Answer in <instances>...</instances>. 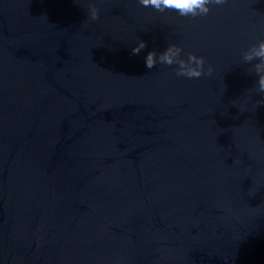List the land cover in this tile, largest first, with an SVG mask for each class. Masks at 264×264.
<instances>
[{
    "label": "water",
    "instance_id": "water-1",
    "mask_svg": "<svg viewBox=\"0 0 264 264\" xmlns=\"http://www.w3.org/2000/svg\"><path fill=\"white\" fill-rule=\"evenodd\" d=\"M209 8L0 0V264H264V0Z\"/></svg>",
    "mask_w": 264,
    "mask_h": 264
},
{
    "label": "clouds",
    "instance_id": "clouds-1",
    "mask_svg": "<svg viewBox=\"0 0 264 264\" xmlns=\"http://www.w3.org/2000/svg\"><path fill=\"white\" fill-rule=\"evenodd\" d=\"M228 0H139V3L144 7L151 6L156 11L163 13L167 10H174L182 17H197L207 16L210 12L209 5H224ZM89 19L95 21L99 18L98 9L94 3L88 5ZM146 47V42L140 40L135 47H132L131 54L139 55L141 50ZM182 49L175 44H168V46L160 53L154 50L147 52L144 61L147 69H152L158 62L154 57H158L159 63L166 65H178L176 69L177 76H184L187 78H199L202 75H208L212 69L209 67L204 71L205 60L203 57H198L193 53L187 54V60L181 58L180 53ZM243 61L250 63L258 60L253 65V69L258 76L256 90L264 93V39L260 40L258 44H254L244 51L242 54ZM264 104V100L260 102Z\"/></svg>",
    "mask_w": 264,
    "mask_h": 264
}]
</instances>
